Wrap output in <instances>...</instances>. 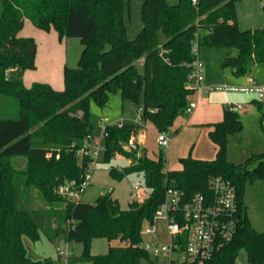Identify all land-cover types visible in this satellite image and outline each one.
Listing matches in <instances>:
<instances>
[{
    "label": "trees",
    "instance_id": "1",
    "mask_svg": "<svg viewBox=\"0 0 264 264\" xmlns=\"http://www.w3.org/2000/svg\"><path fill=\"white\" fill-rule=\"evenodd\" d=\"M237 1L144 0L143 28L132 39L123 0H0V97L18 102L17 117L0 116V264H59L51 257L33 259L27 253L24 236L40 238L31 215L38 210L30 206L31 188H37L47 204L41 209L46 211L50 235L58 234L54 228L65 224L66 239L84 245L80 255L67 256V264H154L156 259L143 245V228L154 222L168 187L181 188L187 197L209 194L211 180L219 176L237 188L238 231L210 259L175 264H238L242 250L247 252V264H264V231L253 225L246 201L248 186L264 181V150L241 162L228 158L229 136L244 127L241 113L230 106L209 132L218 146L215 158L189 154L180 158V169H167L162 154L138 156L137 151L124 148L142 125L108 126L101 160L110 162L117 152L132 159L123 168L111 166L110 174L121 178L125 173L143 172L149 193L140 203L121 208L111 191L95 201L70 200L56 191L68 182L78 187L85 177L90 158L78 155L77 149L98 131L91 120L92 100L103 107L110 93L119 92L123 99L140 105L143 96L142 120L169 132L196 91L189 80L195 42L199 48L236 49L237 53L229 52L223 59V65L235 74H247L254 64L264 63V25L241 29ZM26 20L42 30H55L61 41L81 40L77 65L65 64L63 89L43 82L25 85V72L36 68L38 47L34 37L20 36ZM160 29L166 35L162 45ZM141 56H145L143 75L135 64ZM263 120L264 116L262 125ZM16 157L26 158L24 168L14 166ZM18 185L27 209L19 205ZM95 238L109 240L106 253H92ZM116 240L121 244H113Z\"/></svg>",
    "mask_w": 264,
    "mask_h": 264
},
{
    "label": "rangeland",
    "instance_id": "2",
    "mask_svg": "<svg viewBox=\"0 0 264 264\" xmlns=\"http://www.w3.org/2000/svg\"><path fill=\"white\" fill-rule=\"evenodd\" d=\"M124 2V17L127 23V32L129 38H135L143 28L142 6L144 0H123ZM237 19L241 29H254L264 25V0H238L237 4ZM20 36L34 37L38 47L36 55V68L27 70L24 74V83L27 87L32 86L34 82L49 83L56 89H63L65 85V64L71 67L77 65L82 43L79 38H68L66 42L60 40L55 30L45 31L36 27L30 20H27L23 29L20 31ZM166 41V35L163 30L158 32V43L162 45ZM233 50L232 54L237 52L236 49H231L227 46H200V56L202 61L211 69V72L216 76L231 75V68L223 65L224 57ZM145 56L139 57L135 64L141 75L145 72L144 67ZM230 73V74H229ZM257 71H254V74ZM223 85V84H217ZM214 85V86H217ZM143 106V96L140 105L130 99H123L119 92L110 93L109 102L106 106H99L94 100L91 102V120L99 126L102 117H108L110 122L123 121L124 123H136L141 120L138 118V108ZM243 120V130L238 134L229 136L228 158L234 162L245 160L248 154L252 152H260L264 150V120L263 125L260 118L264 115V107H258L254 102L249 109L240 110ZM18 102L14 98L8 100L0 97V116L1 117H17ZM183 117L186 113L180 114ZM176 132V126L170 128L172 135H181L174 144V149H179L178 146L182 142L189 140V149L199 151L207 147L204 141L198 140V133L194 136L197 139H189V132L181 130L180 125ZM139 132V131H138ZM138 132L134 135L136 136ZM193 136V135H192ZM133 138V137H132ZM131 140L124 145L125 149L137 151L138 156L147 153L145 147L139 145L136 141ZM180 139V141H179ZM210 141L211 138L209 137ZM196 142L197 144L195 145ZM146 147L148 155L153 158H158L162 154L167 161H170V168H177L179 164V156L176 152L174 155H168V147H161L157 143V135L148 127ZM102 158V157H101ZM132 159L125 157L124 154L117 152L110 162H105L100 159L93 173L92 184L88 186L87 191L83 194V200L95 201L101 194L110 192V187L113 189L111 195L121 208H129L134 201L140 203L149 193L146 186L145 175L143 172H129L121 178H117L110 174L111 166L123 168L131 163ZM13 164L17 168H24L26 165L25 157H16L13 159ZM168 164H166V167ZM134 190L140 191V196L137 198L132 196ZM18 201L22 209H27L28 206L22 199V187L17 186ZM30 197L35 209L31 211V215L38 224L40 238L36 241L28 236H24V244L27 253L33 259L53 258L59 261V264H67V256H62L58 252V248L67 252L68 256L80 255L84 249L82 242L68 241L63 232L66 225L62 224L58 228H54L58 232L55 236H51L50 228H47V214L41 208L47 207L46 202L41 198L37 188H31ZM247 204L249 206V216L255 228L259 231H264V181L252 182L247 189ZM148 224L146 223L144 227ZM154 226L158 229L156 233H147L143 231V242L145 244L161 242L168 243L169 235L166 231V222L161 218H157ZM109 240L107 238H95L92 241L91 251L93 254H104L109 249ZM113 244H121L120 240H116ZM182 257L176 256L177 260ZM158 264H170L167 257H159ZM238 264H247V252L242 250L237 260ZM88 264V263H80ZM143 264H149L144 261Z\"/></svg>",
    "mask_w": 264,
    "mask_h": 264
},
{
    "label": "built area",
    "instance_id": "3",
    "mask_svg": "<svg viewBox=\"0 0 264 264\" xmlns=\"http://www.w3.org/2000/svg\"><path fill=\"white\" fill-rule=\"evenodd\" d=\"M193 55L189 80L190 85L198 90L204 81V63L200 59V48L197 42L193 44ZM208 89L250 93L264 103V80L259 81L251 75L247 77L244 84L209 86ZM229 106L235 110L242 108L239 104H230ZM195 107L196 102L190 100L185 112L191 113ZM143 111L144 107L139 106L137 120H142ZM108 122H110L108 117H102L97 133L80 142L77 153L90 158L89 166L78 187L74 185V182L61 184L57 187L56 191L61 196L70 200H78L82 198L91 184L96 165L106 149L105 139L108 134V126L116 124L122 127L125 124L121 120ZM157 140L161 147H168L172 137L168 131H158ZM48 155L50 156L51 153ZM56 157H59V154ZM210 189L209 194L196 193L187 197L181 188L168 187L165 200L160 205L154 222L143 228V231L147 233H156L157 228L154 223L157 218L166 222V231L169 235L168 243H143L145 249L154 258L167 257L170 264L184 261L202 263L210 259L224 243L236 235L240 221L236 186L231 180L219 176L211 180ZM109 191H112V188ZM138 195L140 196V191L132 192L133 197L137 198ZM58 252L62 256H68L63 249L58 248ZM177 255L183 256V258L177 260Z\"/></svg>",
    "mask_w": 264,
    "mask_h": 264
},
{
    "label": "crops",
    "instance_id": "4",
    "mask_svg": "<svg viewBox=\"0 0 264 264\" xmlns=\"http://www.w3.org/2000/svg\"><path fill=\"white\" fill-rule=\"evenodd\" d=\"M64 41L66 42L65 39ZM230 52L233 53V50H230ZM201 58L202 57L200 56V59ZM254 71H257V73L254 74ZM230 73L231 75H226L224 78L222 77V75L216 76L215 74L211 72V69L204 63V81L202 85L200 86V88L196 90L190 97V100H194L196 102V107L193 109L191 113L185 112L186 115L184 117L183 115H179L176 118L173 124V127L176 126L175 131L178 132L179 129L177 128V125H180L181 130L189 132V137H190L189 139H197L194 136V134L199 132L198 140L200 139V142L204 141L207 144V147L205 149L202 148V150L199 149V151H195L197 149L192 150L193 148L190 150L189 149L190 146L188 144L189 140H187L184 143L182 142V144L178 146L179 149L176 150L174 149V144L177 142L178 138H180L181 135L179 134L172 135L169 130L172 140H171L170 145L168 146V155L172 156L174 155V152H176L177 155L179 156L178 157L179 164L177 168H170L169 165H171V163L170 161H167V164H168V166L166 167L167 169H180L182 167L180 158L187 156L189 154H191L193 157H196V158H203V159L215 158L217 151H218V146L213 141H210L209 132L213 128L212 126L213 123L222 120L225 107L229 106L230 104H239L242 106V108L238 110L239 112L240 110L251 108L254 102L257 104L258 107H264V103L261 102L255 95L250 94V93L208 89L209 86H214L217 84H223V85L244 84L247 81V77L249 75L257 78L259 81H263L264 80V63L254 64L251 70L249 71V73L247 74H242V75L235 74L232 70ZM136 123L142 125V128L139 130L136 136H133L132 139L136 141L139 145H142L143 147H145L148 153V150L146 147L147 128L149 127L153 131V133L156 134L157 136H158V130L150 122H145L141 120V122L138 121ZM157 143H158V140H157ZM194 143L195 145L197 144L196 142ZM252 153H257V152H252ZM249 155L250 154H248V156ZM145 195L148 196V194H145ZM158 262H159V259H156V262L154 264H158Z\"/></svg>",
    "mask_w": 264,
    "mask_h": 264
}]
</instances>
